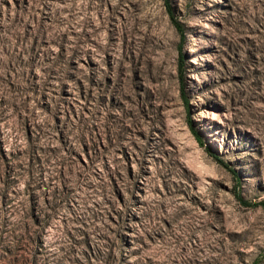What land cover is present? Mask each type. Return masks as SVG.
Masks as SVG:
<instances>
[{
    "label": "rangeland",
    "instance_id": "rangeland-1",
    "mask_svg": "<svg viewBox=\"0 0 264 264\" xmlns=\"http://www.w3.org/2000/svg\"><path fill=\"white\" fill-rule=\"evenodd\" d=\"M263 229L264 0H0V264H264Z\"/></svg>",
    "mask_w": 264,
    "mask_h": 264
},
{
    "label": "trees",
    "instance_id": "trees-1",
    "mask_svg": "<svg viewBox=\"0 0 264 264\" xmlns=\"http://www.w3.org/2000/svg\"><path fill=\"white\" fill-rule=\"evenodd\" d=\"M165 2H166V4H167L168 0H165ZM200 144H201V141H200ZM263 234H264V229H263Z\"/></svg>",
    "mask_w": 264,
    "mask_h": 264
}]
</instances>
